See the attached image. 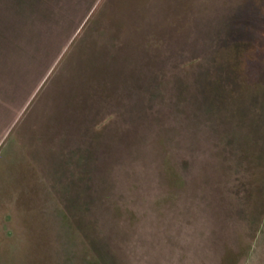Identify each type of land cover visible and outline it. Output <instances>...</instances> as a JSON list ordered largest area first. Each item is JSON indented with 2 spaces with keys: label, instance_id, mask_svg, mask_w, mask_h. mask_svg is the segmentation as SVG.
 <instances>
[{
  "label": "rangeland",
  "instance_id": "rangeland-1",
  "mask_svg": "<svg viewBox=\"0 0 264 264\" xmlns=\"http://www.w3.org/2000/svg\"><path fill=\"white\" fill-rule=\"evenodd\" d=\"M83 17L0 41V264H264V0Z\"/></svg>",
  "mask_w": 264,
  "mask_h": 264
},
{
  "label": "crops",
  "instance_id": "crops-1",
  "mask_svg": "<svg viewBox=\"0 0 264 264\" xmlns=\"http://www.w3.org/2000/svg\"><path fill=\"white\" fill-rule=\"evenodd\" d=\"M96 1L97 0H8L6 4H4L3 2V7L0 8V41L7 39L11 44L14 45V43L21 40L20 38H18L19 34L14 32L16 30L18 31L17 24H23L25 27H28L40 22V27L48 25V27L46 28L49 29V33L46 32L45 28H40V30H36V32L31 30L32 28H28L27 31L29 36L36 39H53V42L51 44L54 47L55 45L56 47H58L61 41L56 44L57 38L61 34H65L67 30L69 31L72 26V21L70 18H73L75 21L84 18L83 16L86 15L87 6L89 4H94ZM50 3H52L55 7H58L57 9L61 12L56 10V13H54L53 9L48 8V5ZM51 20L52 24L49 23ZM44 21L46 22L45 24ZM41 23L43 24L42 26ZM7 28L12 30L13 32H9ZM10 36H13L14 38ZM4 43L5 45L7 44V42ZM33 46V53H35L34 55L35 57H37L39 55L38 53L40 52V49L38 50V46L35 44H33ZM53 49L54 48H52V50ZM3 52V50L0 51V55H2ZM14 59L15 56H12L7 59V62L12 63ZM0 61H3L1 57ZM2 68L3 64L0 65L1 76L4 72ZM94 68H97V66Z\"/></svg>",
  "mask_w": 264,
  "mask_h": 264
}]
</instances>
